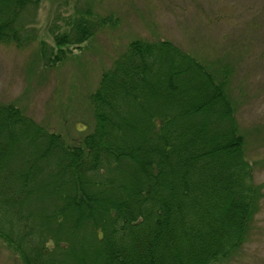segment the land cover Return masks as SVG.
Listing matches in <instances>:
<instances>
[{"label":"trees","instance_id":"1","mask_svg":"<svg viewBox=\"0 0 264 264\" xmlns=\"http://www.w3.org/2000/svg\"><path fill=\"white\" fill-rule=\"evenodd\" d=\"M40 0H0V43L61 62L111 16L86 7L38 39ZM226 74L168 39L131 40L90 95L94 126L68 145L0 103V240L21 264H216L245 238L252 180Z\"/></svg>","mask_w":264,"mask_h":264},{"label":"rangeland","instance_id":"2","mask_svg":"<svg viewBox=\"0 0 264 264\" xmlns=\"http://www.w3.org/2000/svg\"><path fill=\"white\" fill-rule=\"evenodd\" d=\"M88 7L111 16L79 48L46 66L34 41L18 47L0 43V103H12L68 145L94 126L90 95L101 73L135 39H168L226 74L252 180L261 195L239 248L216 264H264V0H40L38 39L52 42L50 27ZM0 264H21L0 240Z\"/></svg>","mask_w":264,"mask_h":264}]
</instances>
